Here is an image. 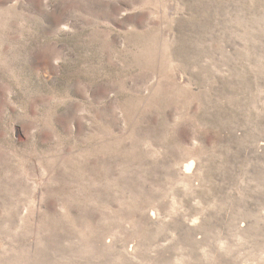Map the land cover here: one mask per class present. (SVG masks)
Segmentation results:
<instances>
[{
	"label": "rangeland",
	"instance_id": "obj_1",
	"mask_svg": "<svg viewBox=\"0 0 264 264\" xmlns=\"http://www.w3.org/2000/svg\"><path fill=\"white\" fill-rule=\"evenodd\" d=\"M0 264H264V0H0Z\"/></svg>",
	"mask_w": 264,
	"mask_h": 264
}]
</instances>
